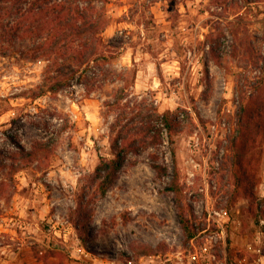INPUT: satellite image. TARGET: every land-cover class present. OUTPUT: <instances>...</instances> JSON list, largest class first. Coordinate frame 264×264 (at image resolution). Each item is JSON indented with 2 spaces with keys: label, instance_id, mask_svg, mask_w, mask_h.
I'll use <instances>...</instances> for the list:
<instances>
[{
  "label": "rangeland",
  "instance_id": "1",
  "mask_svg": "<svg viewBox=\"0 0 264 264\" xmlns=\"http://www.w3.org/2000/svg\"><path fill=\"white\" fill-rule=\"evenodd\" d=\"M106 12L113 65L89 93L75 82L34 99L46 63L0 56V264H264V0H109ZM136 74L130 92L178 113L176 159L168 139L129 156L99 199L96 167L127 122L104 104ZM180 212L195 217L189 245Z\"/></svg>",
  "mask_w": 264,
  "mask_h": 264
},
{
  "label": "trees",
  "instance_id": "2",
  "mask_svg": "<svg viewBox=\"0 0 264 264\" xmlns=\"http://www.w3.org/2000/svg\"><path fill=\"white\" fill-rule=\"evenodd\" d=\"M108 4L109 0H0V56L46 63L42 85L38 92H34V99L70 90L75 82L88 91L90 81L97 80L101 72L99 68H112V43H106L103 37L110 20L106 12ZM136 76L132 86L120 78L118 81L122 86L113 101L104 104V108L111 110L125 106L127 111L123 120L127 122L118 131H115V126L111 128L113 159L101 157L96 167L94 183L97 184L99 199L115 186L129 156L162 146L168 139L172 157L176 159L174 137L181 131L178 113L166 110L162 114L153 97L135 96L130 92L135 86ZM261 113L254 112L257 117ZM247 119L245 131L253 132L257 123L253 122V116H247ZM240 142L242 146L244 139L240 138ZM232 143L237 145V140ZM26 157L32 158L33 153H27ZM152 160L156 162L158 157L153 156ZM153 168L159 175L168 173L162 166L154 165ZM179 182L176 169L170 191L175 194L181 210ZM180 214L186 244L189 245L196 238L192 219L195 217L193 214L191 218L185 217L183 212ZM152 251L146 255L154 256Z\"/></svg>",
  "mask_w": 264,
  "mask_h": 264
},
{
  "label": "built area",
  "instance_id": "3",
  "mask_svg": "<svg viewBox=\"0 0 264 264\" xmlns=\"http://www.w3.org/2000/svg\"><path fill=\"white\" fill-rule=\"evenodd\" d=\"M205 252H207V249H205Z\"/></svg>",
  "mask_w": 264,
  "mask_h": 264
}]
</instances>
